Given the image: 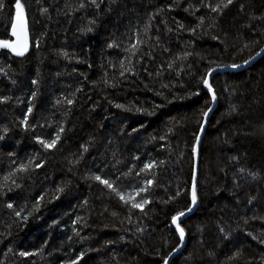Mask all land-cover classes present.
<instances>
[{"label":"trees","instance_id":"1","mask_svg":"<svg viewBox=\"0 0 264 264\" xmlns=\"http://www.w3.org/2000/svg\"><path fill=\"white\" fill-rule=\"evenodd\" d=\"M2 3L0 39L13 40L15 0ZM21 3L31 47L23 57L0 51V98H10L0 103V264H68L81 252L78 264H163L181 244L171 217L191 207L192 149L202 111L212 106L200 78L260 52L264 0H234L219 15L201 0ZM185 52L191 55L177 59ZM211 82L218 104L200 145L198 206L180 223L187 241L170 264H264V55ZM61 126L56 148L45 150L36 137L51 139ZM29 159L28 171L4 179ZM145 163L154 167L137 176ZM92 174L119 177L114 186L126 193L155 176L136 197L151 202L130 210ZM41 195L26 221L6 207L26 216Z\"/></svg>","mask_w":264,"mask_h":264},{"label":"snow or ice","instance_id":"2","mask_svg":"<svg viewBox=\"0 0 264 264\" xmlns=\"http://www.w3.org/2000/svg\"><path fill=\"white\" fill-rule=\"evenodd\" d=\"M234 2V0H218V2L216 3H204L203 0H201V6L208 9L210 11V13H217L222 14L223 11L225 9H227L230 5H232ZM90 3L92 5H96V7H99V5L97 4V0H90ZM4 5L2 3V0H0V8H3ZM81 8L84 7L83 4L80 5ZM241 9H243V5H241ZM187 10V9H186ZM43 11H47V9H43ZM151 19V18H150ZM211 25L210 26H214L215 24V18L211 17ZM199 23L197 25V27H202L204 25L205 22V17L204 16H200L198 17ZM92 23H95V21H92ZM150 25H145V32H147L149 30ZM180 27L182 28L183 25H180ZM82 31L84 32H92L93 29L91 27H88L86 29H82ZM191 31L193 32V34L195 33V28L191 29ZM10 36L11 37H15V40H11V39H0V49H7L10 50L12 53H14L16 56L19 57H23L25 55V53L28 51L29 49V39H28V34H27V30L25 27V6L21 3V0H15V21L11 23V28H10ZM218 37H213V39H217ZM142 41H137L138 43H141ZM137 44H132L131 46V50H135L137 48ZM37 47H39V44L37 43L36 45ZM109 47H112V45L110 44ZM245 47H247V45H245ZM261 53H264V48L260 49V52H257L256 55H260ZM63 55L65 57L68 56L67 52H64ZM133 55H135V51H133ZM191 53L185 52L183 54V56L177 57V59H186L188 56H190ZM249 61L245 60L244 63L247 64ZM171 67V65H169ZM241 65L240 64H236L233 63L231 65H223V67H231V68H239ZM129 69H126V71H128ZM218 68H211L209 67L206 72L201 76L199 83L203 85V87L207 90V93L210 94V98H211V103H215L217 101V95L216 92L213 88V83L210 82V78L213 76V73L217 72ZM121 75H123V73H121ZM33 84H36L37 81L33 80L32 81ZM165 87H167V85H165ZM32 97L35 98L36 93L33 92ZM192 95H199V92H195L192 93ZM10 98L9 97H2L0 98V103L2 102H7ZM67 104L71 105L73 104V100L68 99ZM57 103H60V101H57ZM117 108H125L124 105L121 104H117L116 105ZM126 111H131L132 109L128 108L125 109ZM33 111V107L31 105H29L27 107V111L23 116V119L20 121V123L25 127V130L28 129L29 125H28V119H29V115L32 113ZM137 112L142 111V109H136ZM212 111L211 107H208L206 111H202V116L203 117H207L208 114ZM232 111H236L235 106H232ZM148 115H153L154 113H147ZM136 129H133V131H135ZM204 131V125L203 123L200 124V133H203ZM4 132H7V129H4ZM64 132V128L61 126L58 128V130L54 133V135L52 136L51 139H42L39 136L36 137V140L39 144H41L43 146V148L45 150H53L56 148L58 142L61 140V133ZM5 137L3 135H0V140H3ZM161 139H163V137H161ZM201 140V136L199 134L195 135V141H196V145H199ZM85 151H87V149H84ZM193 154H196L197 152V148L196 146L193 147L192 149ZM14 153H9V156H13ZM137 159H139L137 157ZM235 159V157L233 158ZM161 163H163L161 161ZM13 164H16V161L13 160ZM33 165V160L29 159L27 161V163H20L17 164V166L13 169L12 172H10L8 174V176H6L4 179L7 180L9 179L11 176H14L17 172H25L28 171L30 167H32ZM43 166V162L41 163H37L35 164V168H40ZM154 167V163H145L143 165V167L140 169V172L136 173L137 176H140L141 173L146 172V170H149L151 168ZM240 172H244V169L241 168ZM127 175V174H124ZM249 175H252L253 177L256 175L255 173H249ZM89 179H93L95 181H98L100 184H102L105 188L109 189L111 193H114L116 197L119 198L120 201L123 202L124 205L129 206L130 210H135V209H139L141 212L144 211V206L149 204L151 201L147 198H141L139 201H137L136 197L141 196V194H147L149 187L153 186L154 184V180H155V176H153L152 178H142V182H141V186L138 187H133L132 190L130 192H125L120 190L119 187L114 186L116 185L117 181L119 180V177L116 178V180H112L110 178H102L100 175H96V174H92ZM13 184H15V181L13 180ZM16 187H20L19 185H16ZM9 191H11L12 189L9 188ZM58 192H63L64 188H58L57 189ZM181 195L180 191L178 190L176 192V196L179 197ZM44 197L43 195H41L40 197H38V199L36 200V203L33 204L32 209L30 211L27 212L26 216H22V213L25 211L24 208H20L19 210H15L14 206L12 203H7L6 207L9 209H12L14 211V215L16 217H21L23 221H26L28 219V217L32 216L34 211H38V208L36 205L39 204V202L41 200H43ZM198 202V191H197V182H196V178L195 175L193 176V183L191 186V205L195 206ZM251 202V201H250ZM85 203H87L85 201ZM165 203H167V201H165ZM187 212H191L192 211V207H188L186 209ZM186 212L185 210H181V211H177L175 215H173L171 217V223L173 225H175L176 227V231L179 233V238L180 241L183 242L184 238H185V229L183 227H181V224L178 223V221H180L181 217L185 216ZM115 215V213L113 214ZM220 232L223 233L225 230L223 227H221ZM228 236L225 235V239H227ZM255 238V237H254ZM178 249H173V252L177 251ZM9 251H11V249H9ZM20 256H29V255H33V253H29V252H20L19 253ZM172 255V253L170 252L168 254V256L162 257L163 260V264H169V257ZM240 255L239 252L235 253L233 257H230V259H235L236 257H238ZM84 256V253L81 252L76 259L71 260L68 262V264H78V261Z\"/></svg>","mask_w":264,"mask_h":264},{"label":"water","instance_id":"3","mask_svg":"<svg viewBox=\"0 0 264 264\" xmlns=\"http://www.w3.org/2000/svg\"><path fill=\"white\" fill-rule=\"evenodd\" d=\"M15 21V19H14ZM13 21V22H14ZM25 27H26V30H27V34H28V39H29V48L31 47V34H30V30H29V24H28V21L26 20L25 18ZM16 38L13 37V40H15ZM264 48V47H263ZM2 49H0L1 51ZM10 51V50H9ZM264 55V53H261L260 55H256L254 58H252L247 64H242L239 68H231V67H218V71L213 73V76L217 73H221V72H228V71H241V70H244L248 67H250L253 63H255L258 59H260L262 56ZM212 76V77H213ZM212 77L210 78V82H211V79ZM217 104H218V100L215 102V103H212V111L208 114V116L205 118L204 117V120H203V125H204V131L203 133H200L199 132V135L201 136V140H200V143L199 145H195L196 148H197V152L196 154H194V175H195V178H196V182L198 184V176H199V154H200V145H201V142H202V139L205 135V131H206V128H207V125L209 123V120H210V117L213 113V111L215 110V108L217 107ZM197 206H198V202L195 206H192V211L191 212H186L185 216L181 217L180 221H178V223H181L184 219H186L189 215H191L192 213H194L197 209ZM175 226V225H174ZM176 228V227H175ZM179 234V233H178ZM186 241H187V237H186V234H185V238H184V241L181 242L180 246L177 248L178 250L175 251V252H172V255L169 257V264L170 262L173 260V258L176 256L177 253H179L186 245Z\"/></svg>","mask_w":264,"mask_h":264}]
</instances>
